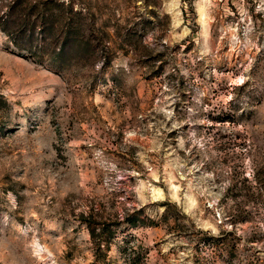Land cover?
I'll list each match as a JSON object with an SVG mask.
<instances>
[{
    "label": "rangeland",
    "instance_id": "374dc122",
    "mask_svg": "<svg viewBox=\"0 0 264 264\" xmlns=\"http://www.w3.org/2000/svg\"><path fill=\"white\" fill-rule=\"evenodd\" d=\"M0 264H264V0H0Z\"/></svg>",
    "mask_w": 264,
    "mask_h": 264
}]
</instances>
